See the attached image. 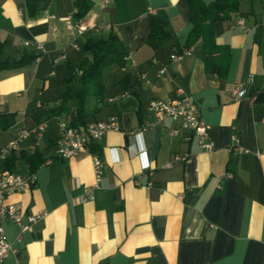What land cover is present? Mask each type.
Listing matches in <instances>:
<instances>
[{"label": "crops", "instance_id": "obj_1", "mask_svg": "<svg viewBox=\"0 0 264 264\" xmlns=\"http://www.w3.org/2000/svg\"><path fill=\"white\" fill-rule=\"evenodd\" d=\"M238 2L229 19L214 23L215 42L226 48L216 57L226 61L219 77L206 68L200 38L183 58L170 57L192 29L186 0H92L80 20L72 17L73 0H49L33 17L25 0H0V59L36 55V43L43 46L32 62L0 70V147L18 129L47 122L41 137L30 135L13 152L18 158L34 146L42 154L34 186L8 198L25 222L30 214L45 215L20 241L18 226L4 222L17 251L0 264H264V0ZM150 18L172 33L156 50L146 43ZM110 31L128 54L124 66L103 70L102 94L86 97L84 123L114 115L118 129L89 146L103 173L93 198L81 202L94 183L89 153L51 155L57 122L77 119L76 100L67 102L66 113L52 109L60 105L67 61L91 59L85 41ZM249 78L248 93L232 96L235 84ZM178 87L210 126L213 150H202L177 121H157L150 112L151 100L175 97ZM233 136L249 151L229 152ZM177 155L186 158L164 167ZM13 167L28 174L22 160Z\"/></svg>", "mask_w": 264, "mask_h": 264}, {"label": "built area", "instance_id": "obj_2", "mask_svg": "<svg viewBox=\"0 0 264 264\" xmlns=\"http://www.w3.org/2000/svg\"><path fill=\"white\" fill-rule=\"evenodd\" d=\"M243 19L236 20L238 25L243 26ZM81 30V25H78ZM30 44L25 42V45ZM37 56L43 51L41 43H36ZM190 49H186L181 53L172 54L171 59H181L188 54ZM163 70H161L162 72ZM251 78L244 83H237L231 89L232 96L238 98L245 96L250 88ZM175 97H166L160 99H153L149 103V110L154 115L157 121H162L165 118L177 121L182 129L189 130L197 139L198 146L205 151H211L214 148V143L209 134L210 126L205 123L199 114L197 105L191 100L183 88L178 87L175 90ZM47 127L45 120L40 121L31 128L22 127L18 129L15 136L7 144L0 147V260L4 259L11 253H15L17 249L8 241L4 222L10 220L19 228L17 240L20 241L23 233L31 228V226L45 215L44 212L26 216L24 221L23 210L8 198L15 193L29 191L35 184L34 174H25L17 170H12L3 164L9 156L21 149L22 142L30 135L35 134L42 136ZM118 129V122L116 116H110L103 120H94L83 124H72L64 120L57 122V134L54 142V148L51 155L60 158H70L82 153H89L94 169V183L88 186L85 193L80 196L79 201L83 202L93 198L92 191L98 187L102 179L103 162L99 154L89 150V146L93 140L101 138L108 130ZM35 149L34 146L31 147ZM229 152H248L244 148L236 136L232 137V143L227 147ZM185 156H174L171 162H168L164 167L171 166L172 162L185 160Z\"/></svg>", "mask_w": 264, "mask_h": 264}, {"label": "trees", "instance_id": "obj_3", "mask_svg": "<svg viewBox=\"0 0 264 264\" xmlns=\"http://www.w3.org/2000/svg\"><path fill=\"white\" fill-rule=\"evenodd\" d=\"M49 0H25V8L30 17L35 16L41 4L47 3ZM238 0H212L206 4L203 0H186L188 8V16L192 23V29L188 37V43L178 51L183 52L189 48L196 39L200 38L205 47L206 68L210 72H215L222 77L226 71L225 56L216 57L221 53L224 54L225 47H220L215 42L214 23L216 21L227 20L233 12L238 10ZM92 6V0H73L74 11L72 17L80 20L86 16ZM172 33L166 28V23L150 18L149 32L146 37V43L156 50L160 45L169 41ZM4 48V42L0 41V55ZM85 51L92 53V58H84L79 64L67 61L66 71L67 77L63 80L64 87L61 93L60 105L52 109L53 113L68 112L66 104L69 100L75 99V109L77 119L72 124H83L86 117L85 99L90 94H95L97 99L102 94V72L112 64L124 66L128 49L124 46L119 36L110 31L106 38L91 40L87 39L83 45ZM37 55H23L18 59L11 61H2L0 59V70L5 68L18 67L28 64L35 60ZM76 82V84H75ZM93 146L90 144V147ZM13 158L6 167L15 170L13 167L22 160L28 169L29 174H33L34 170L44 161L40 151L35 148L31 154L21 151L19 157Z\"/></svg>", "mask_w": 264, "mask_h": 264}]
</instances>
